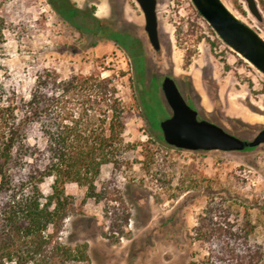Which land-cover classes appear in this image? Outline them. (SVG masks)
<instances>
[{
  "label": "rangeland",
  "instance_id": "rangeland-1",
  "mask_svg": "<svg viewBox=\"0 0 264 264\" xmlns=\"http://www.w3.org/2000/svg\"><path fill=\"white\" fill-rule=\"evenodd\" d=\"M221 1L264 40V0H256L261 22L243 0ZM156 2L157 51L135 0H8L4 9L10 66L54 67L62 76L114 71L132 108L124 132L131 150L102 170L98 193L65 189L74 211L58 241L85 256L68 264H203L210 256L238 264L246 244L264 250V144L191 152L159 142L160 122L171 115L163 77L198 119L250 141L264 129V75L218 38L190 0ZM98 26L117 34L102 33L85 48ZM109 35L119 45L103 38ZM252 252L264 264V253Z\"/></svg>",
  "mask_w": 264,
  "mask_h": 264
},
{
  "label": "trees",
  "instance_id": "trees-1",
  "mask_svg": "<svg viewBox=\"0 0 264 264\" xmlns=\"http://www.w3.org/2000/svg\"><path fill=\"white\" fill-rule=\"evenodd\" d=\"M7 3L0 0V264L80 261L85 258L80 248L58 241L74 211L65 189L78 186L87 195L98 193L102 170L118 165L131 150L124 132L132 108L114 71L107 77L62 76L54 67L10 66L3 14ZM73 28L87 40L79 27ZM102 33L117 34L110 26H98L84 47H95ZM103 38L119 45L110 35ZM134 60L138 67L142 58ZM159 142L165 145L162 137ZM249 244L238 264H256L252 250L264 253ZM228 262L210 256L203 264Z\"/></svg>",
  "mask_w": 264,
  "mask_h": 264
},
{
  "label": "water",
  "instance_id": "water-1",
  "mask_svg": "<svg viewBox=\"0 0 264 264\" xmlns=\"http://www.w3.org/2000/svg\"><path fill=\"white\" fill-rule=\"evenodd\" d=\"M197 13L218 38L264 75V40L237 19L221 0H190ZM248 12L261 22L256 0H243ZM144 18V31L153 50H159L156 0H135ZM161 90L171 110L170 117L160 122L166 145L185 151H242L264 144V129L250 141L241 140L220 126L198 119L197 112L183 99L174 80L163 77Z\"/></svg>",
  "mask_w": 264,
  "mask_h": 264
}]
</instances>
